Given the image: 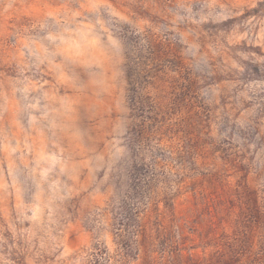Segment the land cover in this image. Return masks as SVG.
Wrapping results in <instances>:
<instances>
[{"label": "rangeland", "instance_id": "rangeland-1", "mask_svg": "<svg viewBox=\"0 0 264 264\" xmlns=\"http://www.w3.org/2000/svg\"><path fill=\"white\" fill-rule=\"evenodd\" d=\"M0 264H264V0H0Z\"/></svg>", "mask_w": 264, "mask_h": 264}]
</instances>
